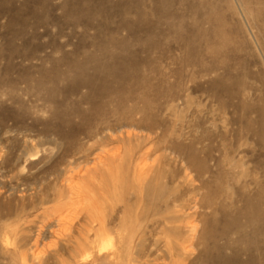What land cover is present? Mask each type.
I'll use <instances>...</instances> for the list:
<instances>
[{
  "label": "rangeland",
  "instance_id": "obj_1",
  "mask_svg": "<svg viewBox=\"0 0 264 264\" xmlns=\"http://www.w3.org/2000/svg\"><path fill=\"white\" fill-rule=\"evenodd\" d=\"M130 147L144 188L95 176L144 240L89 264H264V0H0V264H39L5 241L38 230L74 264L83 171Z\"/></svg>",
  "mask_w": 264,
  "mask_h": 264
},
{
  "label": "bare ground",
  "instance_id": "obj_2",
  "mask_svg": "<svg viewBox=\"0 0 264 264\" xmlns=\"http://www.w3.org/2000/svg\"><path fill=\"white\" fill-rule=\"evenodd\" d=\"M127 137L129 139L130 136L128 135ZM150 150V148L146 149V151L136 157L134 161L132 154L134 152V147H130L126 152L123 151V154L119 148L112 153L107 150L102 151V153L96 155L93 165L84 169L82 175L83 177H86V184L78 188L76 201L68 203L70 205H78L74 209L73 220L68 233V243H70L72 249L74 264H89L91 260L96 261L99 257L114 260L115 258L120 257V249L126 239H128L130 243L137 240L138 243L140 242L142 245L145 236L144 229L146 224H139V216L135 213L134 217L137 219L136 223L132 224V221L127 220L125 216H122L118 225L115 226V218H112L111 214L106 212V195L108 194V191L107 189L103 190V188L99 186V181H97L98 176H95V172L100 166H104L107 168V172L110 173L114 166H116L121 168L118 176L119 180L117 181L119 189H121L120 187H123L124 189L127 183H129L128 185H131L130 187L140 190L149 183V176L151 177L150 174L153 172L152 165L142 163L143 159L148 156ZM133 162L135 163L133 164ZM129 167H132V170H129ZM131 171L132 180L129 181L127 175ZM42 184L39 187L41 195H43L44 191ZM60 202L61 200L58 202V205L62 204ZM190 208H188V211ZM126 209H129L128 204ZM192 213L193 212H189L187 216L189 217ZM175 217L178 219L179 216ZM192 228L190 229V232ZM41 231L38 230L33 236L21 233L19 237L15 236L18 237V240L13 239L14 241L12 242H9V237H6L5 241L14 246V251L21 249L22 251L20 253L23 257H31L33 261L43 264L41 262V256L39 252H37L38 237ZM115 232H117V241L114 240L112 235ZM191 233L193 234L194 230ZM12 236L10 238H12ZM106 247L108 250H105ZM11 248L13 249V247ZM172 251L180 257L186 254L189 250H187L186 246L181 247L174 245L172 246Z\"/></svg>",
  "mask_w": 264,
  "mask_h": 264
}]
</instances>
